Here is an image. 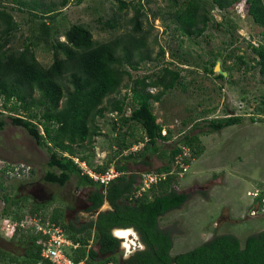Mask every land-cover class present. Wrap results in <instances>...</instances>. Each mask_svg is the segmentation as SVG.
I'll return each mask as SVG.
<instances>
[{
	"label": "trees",
	"instance_id": "1",
	"mask_svg": "<svg viewBox=\"0 0 264 264\" xmlns=\"http://www.w3.org/2000/svg\"><path fill=\"white\" fill-rule=\"evenodd\" d=\"M68 1L61 0L60 7ZM117 1L120 9L127 6L126 2ZM173 1L176 8L170 16L180 34L198 37L204 33L210 19L208 1L222 9L239 0H186L181 7L176 0ZM245 3L247 13L262 26L259 34L263 42L252 49L257 55L255 64L264 76V3L263 0H245ZM57 6L54 2L44 4L42 0H0V130L7 117L11 124L25 128L36 144L47 151L49 169L43 175L46 181L62 186L75 175L78 185L87 186L85 210L92 217L77 226L73 221L64 222L59 215L45 216L36 212L41 206L35 207L32 217H39L41 223L47 220L59 223L67 236L78 243L75 248L66 249L74 262L106 264L111 261L120 264V258L113 253L118 250L121 239L113 236L111 230L133 228L144 247L135 250L123 264H264V229L248 235L243 243L234 234H216L190 250L171 254V231L161 227L159 221L167 212L180 208L189 197L187 193L174 189L175 177L160 181L141 196H132L139 187V176L136 172H128L127 161L142 162L143 159L139 160L141 150L156 148L159 142L170 139V162L178 150L173 136L169 132L166 135L161 133L162 123L157 121L153 102L159 101L178 83L182 85L179 70L168 66L161 67L154 76L136 77L130 87L133 106L125 115L128 97L126 93L120 95L124 78L131 77L130 69H138L141 63L158 60L164 54L160 48L158 56L152 58L147 51V38L140 20L144 14L142 4H131L134 9L132 31L101 42L95 41L89 27L82 23L71 24L62 33L64 40L55 36L54 40L48 41L51 25L45 21L36 22V17L53 19L61 12ZM16 10L28 12L32 25L39 27L38 33L25 38L20 49L9 46L19 27L13 14ZM105 24L111 28L117 25L115 20ZM40 40L48 41L53 54L52 61L46 66L35 55ZM209 70L213 72V67ZM217 77L223 78L224 75L219 73ZM149 88L159 90L154 93ZM107 113L116 114L109 117L110 128L118 121L126 126L125 134L130 138L126 141V137L118 139L115 136L118 145L111 146L108 162L93 169L104 172L113 165L121 172L102 185L83 173L74 158L88 164V155L84 152L93 148L95 137L101 134L99 123L107 121ZM240 120L238 115L227 114L222 118L211 117L208 125L212 130H220ZM183 137L185 143L194 147L197 156V135L186 132ZM138 142L143 145L137 151L123 154V150ZM168 168L166 165L157 171ZM4 200L9 198L4 196ZM105 202L109 208L95 213ZM25 218L19 215L15 221ZM26 230L16 225L15 231L21 235ZM28 240L18 241L24 245V252L20 254L0 247V264H53L40 256L44 236L34 232Z\"/></svg>",
	"mask_w": 264,
	"mask_h": 264
},
{
	"label": "rangeland",
	"instance_id": "2",
	"mask_svg": "<svg viewBox=\"0 0 264 264\" xmlns=\"http://www.w3.org/2000/svg\"><path fill=\"white\" fill-rule=\"evenodd\" d=\"M42 1L44 4L54 2L61 10L53 19L36 17L38 23H50L48 41L54 40L55 36L64 40L62 33L73 23L87 25L97 42L110 40L132 31L134 9L131 4H142L144 14L140 20L147 38V51L152 58L158 56L160 48L164 54L158 60L141 63L138 69H130L131 77L124 78L120 95L127 94V113L133 106L130 98L133 79L154 76L161 67L168 66L179 70L182 85L178 83L159 101L153 102V111L171 136L183 130L192 134L196 127L207 128L211 117L225 114L241 117L240 123L220 130L211 129L209 136L202 137V151L188 171L173 181L174 189L189 197L180 208L167 212L159 221L161 227L171 231V254L190 250L216 234L231 233L243 243L248 235L264 229V213L259 210L255 216L249 214L260 201L248 193L257 188H262L264 193V76L255 64L257 55L252 49L263 42L259 34L262 26L247 13L245 0L222 9L208 1L210 19L204 33L198 37L180 34L170 16L176 8L173 0H122L127 3L122 9L117 0H69L64 7L59 5L61 0ZM176 1L181 7L186 0ZM13 14L19 27L9 46L20 49L25 38L38 33L39 27L32 25L26 11L16 10ZM111 20L116 21V27L105 24ZM47 42L40 40L35 47L37 60L45 66L53 59ZM211 67L213 72L209 70ZM219 73L224 77H217ZM158 90L149 88L154 93ZM107 115L108 122L100 121L99 124L111 135L109 117L116 114ZM5 119L6 124L0 130V247L20 254L24 252V245L18 241H29L34 229L21 235L12 228L7 230V222L13 221V225L19 215L32 217L35 207L41 206L36 212L45 216L59 215L64 222L73 221L80 226L92 217L85 210L89 188L78 185L75 175L62 186L46 181L43 175L49 169L47 151L36 144L25 128L11 124L7 117ZM93 146L84 152L88 155L87 167L92 170L108 162L110 136L95 137ZM161 147L167 145L161 143ZM151 161L154 164L150 166L132 163L129 166L140 178L141 173L156 170L160 165V159L153 157ZM16 165L30 166L31 170L11 179L6 169ZM216 177H221L224 182H213L212 178ZM4 196L9 200H4ZM107 208L109 205L105 202L100 210ZM119 239V248L113 253L117 258L142 248L136 231L129 239Z\"/></svg>",
	"mask_w": 264,
	"mask_h": 264
},
{
	"label": "built area",
	"instance_id": "3",
	"mask_svg": "<svg viewBox=\"0 0 264 264\" xmlns=\"http://www.w3.org/2000/svg\"><path fill=\"white\" fill-rule=\"evenodd\" d=\"M161 133L163 135L167 134L165 129H162ZM186 131H180L176 135L173 136V139L176 141L177 152L173 154L169 168L165 171H157L151 170L140 174L139 178V187L133 193L132 196L138 197L141 196L143 192L150 189L153 185H156L160 181L166 180L169 176L175 177L176 179L181 178L183 174H185L192 161L196 158L195 149L193 146L185 143L184 134ZM181 137L180 139H178ZM142 142H138L133 144L128 149L123 150V154H127L128 152H135L141 146ZM74 161L81 167L82 172L89 175L94 181L99 184L106 185L109 181L114 179L115 177L121 174L113 165H111L106 171L98 172L92 170L87 167L86 162L80 161L78 158H74ZM31 170L30 166H11L6 169V172L9 177H21L24 174L29 173ZM253 195L255 200H259V206H255V208H251L249 214L255 216L258 214L259 210L264 213V195L261 194L260 190H255L253 192H248ZM39 217H29L25 219H21L20 221H15L12 225L13 221H9L5 224V228L7 230L16 229V225L19 228L26 229H34L31 231L39 232L42 236L45 237V242L41 248L40 256L42 259H46L53 264H85L84 261L74 262L66 253V249L72 247L75 248L78 243L72 241L71 238L67 236L63 227L56 222H51L49 220L44 223L40 222ZM33 226V227H32ZM106 264H112V262H107Z\"/></svg>",
	"mask_w": 264,
	"mask_h": 264
},
{
	"label": "crops",
	"instance_id": "4",
	"mask_svg": "<svg viewBox=\"0 0 264 264\" xmlns=\"http://www.w3.org/2000/svg\"><path fill=\"white\" fill-rule=\"evenodd\" d=\"M108 114L110 116H113V113H108ZM128 114L129 113H127L126 110H125V115H128ZM225 115H227V114H225ZM225 115H222L220 118L224 117ZM157 121H158V118H157ZM240 121L238 123H240ZM232 125H234V124H232ZM162 127H163L162 129L165 128L163 123H162ZM208 127L207 128H206V126L205 127H196V128H194V131L192 133V134L197 135V138H198V141H199L198 142V146H199V152H198V154L202 151L203 146H204L203 145V142L201 141L202 140V137L205 138V137L209 136L208 134H209V132H210L211 129H210V127L209 128ZM125 130H126V126H122L117 121L116 122V125H114L113 128H112L111 135H109L108 132H104L103 129H101V134L98 135V136H96V137L97 138H104L105 136H110V138H111V146L113 145V148H115L118 145L116 143V140L117 139L115 138V136H117L118 139L119 138H125V137L130 138L128 134H125ZM165 130H166V128H165ZM201 133H203V134H201ZM199 134H201V135H199ZM171 141H172L171 139L169 141L168 140L167 141H162V142H159L157 144V147L156 148H147V149L141 150L142 158L139 157V160L143 159V161L142 162L140 161L138 163H134L133 161H127L128 172L131 171V168H132L131 166H129V163H132L133 165H146V166H150V165H153L154 164L151 161L153 159V157H155L158 160L160 159V165L159 166H156V170L159 169V168H162V167H166V165L169 166V162H170V151H171V146L169 144H171ZM99 143H101V142L99 141ZM161 143H165L167 145V147L166 148L161 147ZM198 154H197V156H198ZM136 160H138V158H136ZM212 180H213V182H216V183L224 182L221 177L212 178ZM206 188L208 189V187H206ZM257 189L258 190L259 189L262 190V192L261 191L260 192H261L262 195H264L262 188H257ZM35 264H41V263L38 262V263H35Z\"/></svg>",
	"mask_w": 264,
	"mask_h": 264
},
{
	"label": "bare ground",
	"instance_id": "5",
	"mask_svg": "<svg viewBox=\"0 0 264 264\" xmlns=\"http://www.w3.org/2000/svg\"><path fill=\"white\" fill-rule=\"evenodd\" d=\"M116 237L129 239L132 234H135V230L132 228H117L113 230Z\"/></svg>",
	"mask_w": 264,
	"mask_h": 264
},
{
	"label": "flooded vegetation",
	"instance_id": "6",
	"mask_svg": "<svg viewBox=\"0 0 264 264\" xmlns=\"http://www.w3.org/2000/svg\"><path fill=\"white\" fill-rule=\"evenodd\" d=\"M144 247V245L142 246V248ZM141 247H139L138 249H142ZM137 250V249H136ZM135 250H133L130 253H127L126 255H121L120 257V264H123V261L126 260Z\"/></svg>",
	"mask_w": 264,
	"mask_h": 264
},
{
	"label": "water",
	"instance_id": "7",
	"mask_svg": "<svg viewBox=\"0 0 264 264\" xmlns=\"http://www.w3.org/2000/svg\"><path fill=\"white\" fill-rule=\"evenodd\" d=\"M217 66H218V64L215 65V69H216ZM108 205H109V204H108ZM99 211H101V210L99 209V210L96 211L95 213H98ZM114 229H117V228H113V229L111 230V233H112L113 236H115L114 233H113V230H114ZM132 229H133V228H132ZM142 246H143V244H142Z\"/></svg>",
	"mask_w": 264,
	"mask_h": 264
}]
</instances>
